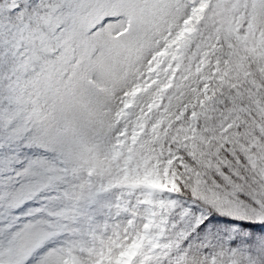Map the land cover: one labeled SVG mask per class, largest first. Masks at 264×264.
Wrapping results in <instances>:
<instances>
[{"label": "snow or ice", "instance_id": "6c2138e0", "mask_svg": "<svg viewBox=\"0 0 264 264\" xmlns=\"http://www.w3.org/2000/svg\"><path fill=\"white\" fill-rule=\"evenodd\" d=\"M0 264H264V0H0Z\"/></svg>", "mask_w": 264, "mask_h": 264}]
</instances>
